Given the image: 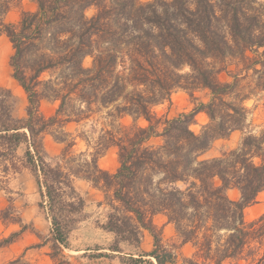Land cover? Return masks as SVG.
I'll list each match as a JSON object with an SVG mask.
<instances>
[{"label":"trees","instance_id":"1","mask_svg":"<svg viewBox=\"0 0 264 264\" xmlns=\"http://www.w3.org/2000/svg\"><path fill=\"white\" fill-rule=\"evenodd\" d=\"M19 2L0 0V32L13 45L12 76L28 106L19 118L0 99V168L16 169L15 151L25 145L51 222L53 262L71 264L63 251L86 205L75 186L81 179L103 191L104 228L115 234L111 249L122 264H177V248L154 224L158 214L195 248L184 264H264V216L249 222L244 213L264 191V131H244L246 101L264 91V0H36L35 10L6 21ZM178 90L192 98L207 91L209 100L160 116L155 109ZM43 101L57 104L53 114L41 111ZM202 112L209 120L197 133L190 125ZM238 130V148L199 159ZM46 135L63 145L55 164ZM110 148L118 150L115 172L99 164ZM145 230L151 250H122L139 249ZM10 264L32 263L20 256Z\"/></svg>","mask_w":264,"mask_h":264},{"label":"rangeland","instance_id":"2","mask_svg":"<svg viewBox=\"0 0 264 264\" xmlns=\"http://www.w3.org/2000/svg\"><path fill=\"white\" fill-rule=\"evenodd\" d=\"M36 8V0H20L19 4L7 14L6 21L17 22L23 10H35ZM13 53L12 43L0 32V99L9 100L13 106V115L22 118L26 117L28 99L23 88L12 76L10 58ZM90 63L91 58H86L85 64ZM220 78L223 81L229 79L225 72L220 75ZM208 100L207 91H197L192 98L188 92L178 90L172 95L171 101L158 106L155 110L160 116L166 115L173 118L191 112L199 102ZM246 106L250 109V113L247 129L244 131L249 130L260 135L264 131V91L256 92L251 99L246 101ZM56 108V103L43 101L41 111L49 116ZM208 120L205 113H198L190 128L199 133ZM123 122L130 124L132 121L131 118H126ZM139 123L147 124L145 120ZM74 128L73 125L72 129ZM244 131L238 130L228 137L216 139L199 159L221 157L238 148L245 135ZM154 142L159 143L161 139H154L152 143ZM44 145L48 161L55 164L63 145L55 141L51 135L44 137ZM76 149L80 152L85 149V145L80 142ZM25 150V145H21L15 151L16 169L3 171V168H0V264H10L20 256H24V259L32 264H55L50 257L53 251L51 222L39 205L41 201L39 188L33 173L25 165ZM99 164L102 168L115 172L119 167L118 150L110 148L99 159ZM75 186L84 197L86 205L80 221L74 223V228L69 234V246L64 248L65 258L63 260L71 264H122V256L111 249L116 242L115 234L104 228L107 208L100 205L104 199L103 191L81 179L75 180ZM228 195L232 199H238L240 192L232 188L228 190ZM244 213L249 222L264 216V191L257 196L255 203L245 209ZM153 221L164 244L177 248L179 255L177 264H184V260L192 256L195 251L193 245L191 243L181 244L182 239L177 234L175 225L168 222L165 215H155ZM153 241L151 233L145 230L139 249L129 243H122L121 247L124 252L149 251L153 248Z\"/></svg>","mask_w":264,"mask_h":264}]
</instances>
